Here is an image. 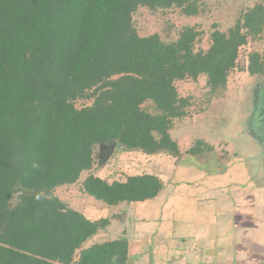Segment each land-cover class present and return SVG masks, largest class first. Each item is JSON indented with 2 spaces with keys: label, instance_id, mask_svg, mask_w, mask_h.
Here are the masks:
<instances>
[{
  "label": "trees",
  "instance_id": "obj_1",
  "mask_svg": "<svg viewBox=\"0 0 264 264\" xmlns=\"http://www.w3.org/2000/svg\"><path fill=\"white\" fill-rule=\"evenodd\" d=\"M140 6L201 12L200 0H0V264H126L123 236L83 246L108 220L87 218L54 189L92 167L97 145L178 155L169 130L189 102L175 81L204 75L209 96H219L240 47L264 36V0L212 30L205 50L194 49V26L169 42L138 35L132 14ZM246 71L264 74L259 52L248 54ZM77 99L92 103L76 108ZM210 149L197 139L187 153ZM81 189L111 206L152 199L162 182L90 173Z\"/></svg>",
  "mask_w": 264,
  "mask_h": 264
},
{
  "label": "rangeland",
  "instance_id": "obj_2",
  "mask_svg": "<svg viewBox=\"0 0 264 264\" xmlns=\"http://www.w3.org/2000/svg\"><path fill=\"white\" fill-rule=\"evenodd\" d=\"M200 2L201 12L194 16H186L176 7L151 11L140 6L132 14V24L138 35L156 33L165 42L174 40L183 27L194 26L201 33L194 49L205 50L212 30L225 31L244 9L261 0ZM251 51L259 52L264 58V36L248 39L240 47L236 66L228 73L226 88L219 96H209L204 75H199L196 80L175 81L178 95L189 102L186 115L174 119L169 130L171 138L178 144V155L145 154L139 150L124 151L110 145H97L92 149V167L82 171L75 183L54 189L53 194L62 203L87 218L108 220L104 229L85 241L84 247L123 236L130 246V256L134 258L138 252L134 253L133 242L138 237L139 216L148 219L149 215L173 214L175 209H180L185 198H196L193 189L199 181V174L227 172L229 169L241 174L264 169V74L247 73V57ZM91 103L92 99H77L74 106L81 108ZM143 107L149 109L150 103L146 102ZM197 139L206 142L211 149L197 155L187 153ZM90 173L108 182L123 181L129 175L154 174L160 178L162 189L151 200L110 206L82 191L81 182ZM259 177L258 181L264 182ZM178 182L190 189L181 194L174 193L171 186ZM129 264H133V259Z\"/></svg>",
  "mask_w": 264,
  "mask_h": 264
},
{
  "label": "crops",
  "instance_id": "obj_3",
  "mask_svg": "<svg viewBox=\"0 0 264 264\" xmlns=\"http://www.w3.org/2000/svg\"><path fill=\"white\" fill-rule=\"evenodd\" d=\"M258 169L199 174L196 198H185L173 214L140 215L138 252L133 258L129 246L126 264H264V182L258 181L264 169ZM183 185L171 190L190 189Z\"/></svg>",
  "mask_w": 264,
  "mask_h": 264
},
{
  "label": "clouds",
  "instance_id": "obj_4",
  "mask_svg": "<svg viewBox=\"0 0 264 264\" xmlns=\"http://www.w3.org/2000/svg\"><path fill=\"white\" fill-rule=\"evenodd\" d=\"M115 259H116V258H115V257H113V261H115Z\"/></svg>",
  "mask_w": 264,
  "mask_h": 264
}]
</instances>
